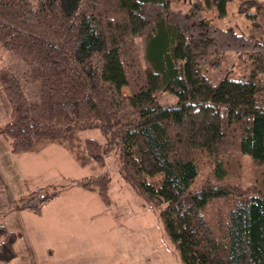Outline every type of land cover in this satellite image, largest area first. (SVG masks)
Instances as JSON below:
<instances>
[{
	"label": "trees",
	"instance_id": "obj_1",
	"mask_svg": "<svg viewBox=\"0 0 264 264\" xmlns=\"http://www.w3.org/2000/svg\"><path fill=\"white\" fill-rule=\"evenodd\" d=\"M229 1L194 0L179 13L168 0H0V47L39 84L32 101L0 67L10 154L56 145L78 165L113 160L183 264H264V0L239 2L245 32L204 19V9L223 16ZM229 51L240 71L212 84ZM162 92L176 104L162 106ZM88 130L100 140L80 138ZM67 180L109 205L107 172ZM62 192L35 187L14 208L40 215ZM19 234L0 224V264L15 257Z\"/></svg>",
	"mask_w": 264,
	"mask_h": 264
},
{
	"label": "rangeland",
	"instance_id": "obj_2",
	"mask_svg": "<svg viewBox=\"0 0 264 264\" xmlns=\"http://www.w3.org/2000/svg\"><path fill=\"white\" fill-rule=\"evenodd\" d=\"M168 1L171 10L185 13L194 0ZM240 1L230 0L223 16L218 15L216 9H204L203 17L216 27H234L245 32L248 22L239 9ZM137 44L142 45L140 38L137 39ZM8 54L6 49L0 47V67L12 68L18 75L27 98L38 100V82L29 81L25 64L17 59H8ZM234 56L232 51L227 52L225 62L212 70V84H218L228 69L235 73L240 71L234 65ZM13 61L20 66H16ZM123 91L127 93L126 89ZM158 101L162 106L174 105L177 97L169 92H162ZM129 120L130 117H125V121ZM79 136L83 139L100 140V134L96 130L79 132ZM114 164L113 160H107L104 167H99L93 162L78 165L64 148L54 145L41 152L24 154L12 166L5 167L6 183H0V219H13V211L8 208L11 204L14 206L15 199L22 192L49 184L63 189L57 200L43 207L49 209L44 219H36V222L34 217L27 214L23 220H18L17 226L24 224L27 229L26 239L33 242L28 249L31 257L25 260V264H39L46 256L36 243L37 227L51 237V243L56 247L53 250L57 251L51 254L53 259H49L53 261L52 264H84L87 259L89 264H127V261L130 264H183L175 245L164 233L157 213L141 204L133 191L118 176ZM243 167L240 183L244 186L249 185L250 181L251 167L248 157H245ZM104 172L111 177L108 193L110 201L107 207L100 202L96 194L68 186L69 178H82ZM205 174L202 172L195 178L190 191L200 187ZM2 178L3 175L0 176V182ZM11 222L15 224V221ZM21 236L20 233L18 239ZM15 257L6 264L12 262Z\"/></svg>",
	"mask_w": 264,
	"mask_h": 264
},
{
	"label": "crops",
	"instance_id": "obj_3",
	"mask_svg": "<svg viewBox=\"0 0 264 264\" xmlns=\"http://www.w3.org/2000/svg\"><path fill=\"white\" fill-rule=\"evenodd\" d=\"M8 119H9V107L7 105V102H6L2 92L0 91V126L4 125L8 121ZM52 146H54V145H52ZM18 158L19 157H14L10 154L7 142L0 136V176L3 175L2 182H0V183H6V181L4 179V176L6 175L5 167L12 166V164ZM19 180H22V179L19 178ZM74 192L77 193V191H74ZM22 193H20V194H22ZM58 197L51 200L47 205H49L51 202L57 200ZM8 210L13 211V213H11V214H13L12 215L13 219H7V218L0 219V224L5 225L7 228H9L12 231H18L19 233L22 234V236L15 243L16 257L9 264H25V260L29 256L31 257V255L29 254L30 251L28 249H30V246H32L33 242H30L26 239L27 238L26 237L27 229L25 228V225L23 224L22 226L18 227L17 222H18V220H23L24 216H27V214L34 217L35 221H36V219L37 220L44 219L45 215L49 212V209L46 210V207H45L44 209H42V212L40 215H35V214L28 212V211H17V210H15L14 206H12V204H11L10 207L8 208ZM52 216H53V214H52ZM11 221H15V224H11L12 223ZM13 225H15V226H13ZM148 227L151 228V226H148ZM157 227H158V225H157ZM57 231H59V230L57 229ZM36 232L38 233V239L36 241L37 246L44 252V255L46 254V256H44V259L42 261H40L39 264H52L51 262H53V261H49V259H51V258L53 259V256L51 254L57 251V250H53V248H56V247H55V245H53L51 243V237H49L45 233L44 230H40L37 227ZM88 260L89 259H87V261ZM87 261H85L84 264H89V262H87ZM93 264H96V263H93ZM127 264H130V263L127 261Z\"/></svg>",
	"mask_w": 264,
	"mask_h": 264
}]
</instances>
